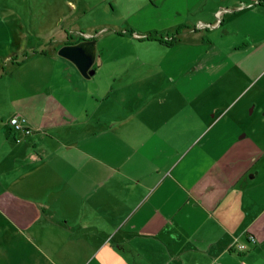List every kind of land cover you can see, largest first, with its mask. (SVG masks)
Segmentation results:
<instances>
[{
  "label": "crops",
  "instance_id": "1",
  "mask_svg": "<svg viewBox=\"0 0 264 264\" xmlns=\"http://www.w3.org/2000/svg\"><path fill=\"white\" fill-rule=\"evenodd\" d=\"M208 1L150 44L188 55L181 37L203 28L210 59L120 63L94 40L108 73L83 77L56 49L91 37L61 20L3 57L0 264H244L264 248V1Z\"/></svg>",
  "mask_w": 264,
  "mask_h": 264
},
{
  "label": "rangeland",
  "instance_id": "2",
  "mask_svg": "<svg viewBox=\"0 0 264 264\" xmlns=\"http://www.w3.org/2000/svg\"><path fill=\"white\" fill-rule=\"evenodd\" d=\"M201 5L209 9L210 2L198 0H0V62L6 55L19 48L28 51L36 42L47 41L43 32L58 24L69 30L73 36L88 35L95 40V49L103 60H116L120 63H140L144 59L191 57L197 52L210 59V30L199 28L198 33L181 37V42H193L185 54L165 50L157 44H150L148 36L174 34L175 24H196ZM203 11V9H202ZM125 31V32H124ZM54 32L53 38L59 37ZM134 33L140 36L133 35ZM62 37V36H61ZM68 39V37H66ZM19 46V48L17 47ZM26 52L23 54L26 55ZM26 58V57H25ZM3 79L16 73V67L9 63L2 65ZM108 71L97 70L91 77L100 78ZM117 73V72H116ZM7 81V80H6ZM4 87H2V90ZM258 252V251H257ZM244 264H264V248Z\"/></svg>",
  "mask_w": 264,
  "mask_h": 264
},
{
  "label": "water",
  "instance_id": "3",
  "mask_svg": "<svg viewBox=\"0 0 264 264\" xmlns=\"http://www.w3.org/2000/svg\"><path fill=\"white\" fill-rule=\"evenodd\" d=\"M56 53L68 59L83 77L94 73V39L85 38L64 43L56 49Z\"/></svg>",
  "mask_w": 264,
  "mask_h": 264
},
{
  "label": "built area",
  "instance_id": "4",
  "mask_svg": "<svg viewBox=\"0 0 264 264\" xmlns=\"http://www.w3.org/2000/svg\"><path fill=\"white\" fill-rule=\"evenodd\" d=\"M7 123L10 127L16 131H21L23 133H30L31 128L26 122V118L20 114H13L7 119ZM250 240L253 241L254 239L250 237ZM243 243H237L236 247L239 249L244 248Z\"/></svg>",
  "mask_w": 264,
  "mask_h": 264
},
{
  "label": "trees",
  "instance_id": "5",
  "mask_svg": "<svg viewBox=\"0 0 264 264\" xmlns=\"http://www.w3.org/2000/svg\"><path fill=\"white\" fill-rule=\"evenodd\" d=\"M178 32H179V28H176L175 29V33L173 35H171L169 38L167 36L163 37L161 35H159V36H148V35H145V38L151 39V40H156V41H158L160 43H164L166 45H170L176 39L175 34L178 33Z\"/></svg>",
  "mask_w": 264,
  "mask_h": 264
},
{
  "label": "flooded vegetation",
  "instance_id": "6",
  "mask_svg": "<svg viewBox=\"0 0 264 264\" xmlns=\"http://www.w3.org/2000/svg\"><path fill=\"white\" fill-rule=\"evenodd\" d=\"M72 41H74V40L72 39Z\"/></svg>",
  "mask_w": 264,
  "mask_h": 264
}]
</instances>
